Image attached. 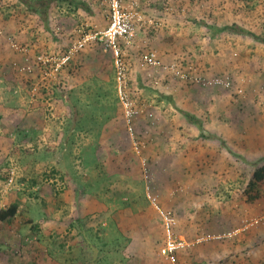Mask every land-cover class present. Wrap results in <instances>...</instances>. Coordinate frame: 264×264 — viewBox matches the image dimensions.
I'll list each match as a JSON object with an SVG mask.
<instances>
[{
    "label": "rangeland",
    "instance_id": "obj_1",
    "mask_svg": "<svg viewBox=\"0 0 264 264\" xmlns=\"http://www.w3.org/2000/svg\"><path fill=\"white\" fill-rule=\"evenodd\" d=\"M156 1L153 0L155 5ZM94 4L102 7L96 24L102 23L106 30L111 23L108 3L95 0ZM164 6L173 16L165 26L157 25V19H153V51H165L163 47L175 44L181 48L175 64L184 71H197L204 81L187 84L171 73L161 81L160 90L153 83V97L147 93L143 97L128 96L143 111L153 104V113L140 112L149 115L141 118L138 114L130 122L122 100L114 108L116 99L110 98V103L106 98L102 110L105 115L109 111L112 118L106 132L99 134L104 143L109 140L105 147L95 145L94 136H86V126H79L75 142H66V106L43 92L45 86L51 88L55 80L62 79L64 86L68 84L77 94V85L85 81L90 71L101 75L103 81L109 80L111 54L105 45L96 47L92 43L98 39L86 27V16L64 13L56 17L53 25L57 35L64 45L67 43L65 49L68 47L63 50L64 45L55 42L43 27L38 28V17L11 7L6 12L0 7V209L13 200L20 201L15 220L6 225L0 223V264H27L34 257L32 254L40 250L45 253L39 258L41 264H74L72 259L80 250V231L77 224L69 226L64 221L76 213L98 246L99 236H117V225L111 223L120 220V229L136 237L135 244L127 248L130 251L124 250L123 258L133 260L128 264H152L151 258L153 264H172L162 253L163 248L155 249L165 241L162 212L175 216L176 237L187 246L211 244L206 233L216 232L212 235L217 238L211 236L214 240L233 236L217 243L213 250L230 252L228 264H264V202L249 205L243 195L255 165L264 160V45L227 32L207 34V27L189 18L216 26L237 22L264 37V0H168ZM5 12L12 15L8 21L3 18ZM176 15L186 20L178 21ZM178 22L181 23L177 27ZM136 27H140L139 23ZM196 46L203 48L198 51ZM81 48L83 54L78 52ZM124 50V57H129ZM77 52L82 54L79 61ZM93 54L103 61L101 72L97 71ZM67 56L69 59L56 71V64ZM85 56L88 61L83 63ZM36 57L46 60L47 65L33 75ZM69 66L76 73L68 77ZM126 68V73L132 69L127 64ZM72 77L75 80L71 81ZM170 81L173 89L167 88ZM98 84H94V89L101 92L96 89ZM102 85L103 92L110 90L111 96L117 97L115 85ZM131 85L128 81L127 88ZM185 112L200 119L201 127L189 123ZM148 117H153L152 125ZM105 125L106 122L102 128ZM94 146H99L100 159H96ZM97 161L109 166V180L101 179L103 172L95 168ZM67 169L76 175L72 181L63 179ZM9 172L13 180L8 181L4 174ZM90 180L96 183L91 193L76 197L74 191ZM46 210L50 211L49 219L42 221ZM39 220L45 233L32 235V225ZM145 220L149 222L145 224L146 233H150L153 244L148 235H143L142 241L137 239L140 237L135 232L144 234L141 222ZM244 221H250V225L245 227ZM25 236L29 244L21 249ZM212 249L202 244L197 250L202 253ZM190 250L187 248L180 255L182 264H195ZM124 263L119 257L112 261Z\"/></svg>",
    "mask_w": 264,
    "mask_h": 264
},
{
    "label": "trees",
    "instance_id": "obj_2",
    "mask_svg": "<svg viewBox=\"0 0 264 264\" xmlns=\"http://www.w3.org/2000/svg\"><path fill=\"white\" fill-rule=\"evenodd\" d=\"M102 1L104 2V0H102ZM165 1H166V3L164 5H167L168 0H165ZM165 1H163V3ZM99 2L101 3V1H99ZM107 3H105V4H107L106 6H108V10H109V14H110L111 9H110V5H109L108 0H107ZM6 4H8L9 6H5ZM0 7H2V10L6 11V12H8V8L11 7V8H14L15 10L23 13V14H26V15L28 14V16L38 17L40 19V22H39L40 25H38V28L43 27L44 31H47L50 34V36L53 38V40L55 42H57L59 45H64V43L62 42L63 39H61V37L57 35V30L55 29V27L53 25L57 16H60V15L62 16L64 13H66L69 16L74 15V14L78 15L79 9L88 11V13H92L89 10L88 4L84 0H0ZM6 12H5V16L2 13L1 14L3 15L4 20L8 21L10 19V17H12V15H9ZM176 14H178V13H176ZM98 17H99V15H98ZM176 18L178 19V21L179 20L180 21L186 20L181 15H176ZM189 18L193 19L192 20L193 23L202 24L205 27H207V29H208L206 32L207 34H212L213 36H215V35H220L224 32H227V34L242 35V36L250 37L254 41H257L260 44L264 45V37L255 31H251L250 28L247 29L243 24H240L237 22H232V23H226L225 25H222V26H216V25L208 24L204 21H200L198 19L192 18V16H189ZM157 21L159 22V20H157ZM89 27H90L89 28L90 31L94 32L95 34L102 31V30L96 31L98 28L94 29V26H89ZM38 28H37V30H38ZM37 36H39V35H37ZM96 39H98V41L92 42V43L95 44L96 47H100V46L105 45L107 47V49H109V50H107V52L112 55V56L110 55V58H108L109 61H111V63H112V65L110 66L111 72H110V74L108 73L110 76L109 80L103 81V79H101L100 76L96 75V72L90 71L86 75L87 82L83 81L77 85V88H76L77 94H76V92H74L75 90L72 91V87H70L68 84H66L64 86V82L61 81L62 79L55 80L54 84L51 85V88H49L48 86H45V87L43 86L44 87L43 92L44 93L46 92L47 95L50 97L55 96L57 102L61 101V103L66 106L65 112H67V118L69 117L68 118V120H69L68 126H66L64 128V131H65V129H67V130L65 132H63L66 142H68V143H72L73 141L75 142L77 140L76 132H77L79 126L81 128L86 126L88 128L87 129L88 134L86 136H90L91 138H93V136H94L96 138L95 145H97V143H99V144H101V146L105 147V144H108L107 142H109V140H107V142L104 143V139L99 138V134H103L104 131L106 132V129H107L108 123H109V119H111L112 116L110 115V113H108L109 111L106 112V115L103 112L102 108L104 105V101L106 100V98H109V101L111 103L112 101L110 100V98L114 97L116 99L117 103L113 104L112 107L115 108L121 104V98H120V96H118V82L116 79L118 70H117V66H116L115 52L111 47H108L106 45L105 41H100L98 37ZM169 42H170V40H169ZM90 43H91V41H90ZM86 44L83 46V48L86 46ZM124 44L125 43H124L123 39L118 40V45L120 47L119 58L126 61V59L124 57V48L122 47V46H124ZM65 45L67 46V43H65ZM65 45L62 48L63 50L68 49V47H66V49H65ZM83 48L79 49L78 52L81 51L83 54V50H82ZM101 51H104V49L101 48ZM78 52H77V54H78ZM150 52H155L157 55V60L162 62V64L171 65L170 63L166 64L163 61V59L159 56L158 52L153 51L151 49H149V50L147 49V50L143 51L141 53L140 59L142 60L143 55L146 53H150ZM96 53L97 52H95L94 54H96ZM81 55L80 54L76 55L77 56L76 60L79 61V59H77V58L80 57ZM94 57L98 63L97 65L99 66L98 67L99 70H97V71L101 72L103 61L101 60V58H99L96 55H94ZM33 60L35 62V67L33 69L35 72V73H33V75H34L40 71V68H43V65H47V63H44L43 61L38 59V57L33 58ZM92 60H93V57L91 58V61ZM82 61H83V63H86L88 61L87 56L82 57ZM172 64H175V62ZM81 66H82V62H81ZM145 68H152L153 71H155V72H159L161 74L164 73L166 78H167L168 74H171L170 70H164L162 67L148 66ZM94 69L96 70V67ZM74 71L69 66L67 69V76L68 77L73 76L76 73ZM188 72L191 73L190 74L191 76H194V77L199 76V73L197 71L191 72L188 70ZM56 77H57V75H56ZM65 77H66V75H65ZM153 78L154 77H152L151 79H153ZM99 82L101 84H98ZM183 82H185L187 84H194L195 83V82H193V80H190V79H188V81L185 80ZM103 83L108 84V85H112V86L115 85L116 86V92H117L116 96L118 98L115 96H111V95H113V93H111L110 90H106L103 92L102 91L104 89L103 85H102ZM94 84L100 85L96 89L101 90V92L100 91L98 92L94 89ZM152 84H153V81H152ZM45 89H47V90H45ZM89 90L93 91V93H90ZM148 92L150 93V91H148ZM84 93L86 95H84ZM128 94H130V93H128ZM107 96H109V97H107ZM131 96L132 95H129V97H131ZM130 101L132 102L133 108H139V110H144L143 107L140 108L139 106H136L133 100L130 99ZM141 106H144V105H141ZM148 106H151V108L147 107V109L143 112H147L148 110H150V111L153 110L152 109L153 104L152 105L149 104ZM119 108H120V106L118 107V109ZM69 113H70V116H69ZM123 113H124V111H123ZM151 113H153V111ZM139 114H140L139 117H141V118L145 114L149 115L147 113H145V114L139 113ZM184 114L187 117V119L190 121L189 123L196 124L199 127H201L202 121L200 119H198L196 116L191 115L189 112H185ZM134 118H136V116ZM147 119H150L149 122L152 125L153 117L152 118L148 117ZM34 120L35 119H31V122H34ZM134 120L131 121V124L134 123ZM105 122H106V125L104 126V128H102V126L104 125ZM141 138L142 137H138L137 139L140 141V140H142ZM139 143H141L143 145L144 142L141 141ZM140 148L143 152V146L140 145ZM98 149H99V146L98 147H95V146L92 147L94 154L96 153V159H100V157H98V153H97ZM103 149H105V148H103ZM93 152H91V154ZM139 166H141V165H139ZM95 168H100V173L103 172V175L101 177V179L103 181H107V180H109V178H111L110 176H112V175H110L108 173L109 172L108 171L109 166L107 165V163L105 164L104 162L97 161ZM145 170H146V168L144 169V171ZM4 175H5L4 177H6V180H8V181L10 178H13V176L10 174V172L6 173ZM89 175H90V177H92L91 172ZM75 177H76L75 173L69 169H67L66 174L63 175V179L64 180L67 179L69 181H72ZM94 184H96V183L93 182L92 180H90V182H88L87 184H81V187H79V191H77V190L74 191V188H73V191L75 192L76 197L77 196H79V197L83 196L84 197V196H87L88 194H90L91 193V187ZM243 195L245 197V203H247L249 205L259 203L260 200H263V202H264V160L259 161V163H257V165H255V167L252 171V174L250 175L248 182H247L245 188L243 189ZM73 199L75 202L76 201L75 197H73ZM125 203L128 206L131 205L130 202H125ZM76 206H77V204H76ZM80 207H81V205L79 206V209H80ZM19 212H20V201L13 200L5 208L0 209V223L6 225L8 223L13 222L15 220V218L18 216ZM45 214L47 216H46V218L42 219V221H47L49 219L50 211L46 210ZM170 215L175 218V216L172 213ZM80 218L81 217L79 215H77V213H76L75 216L71 217L69 220L64 221L69 226L70 225L74 226L77 224V227L80 231L79 236L81 239L77 242V243L80 242L79 243L80 250L78 252H76V253H79L77 258L75 257L72 259V262L74 264H112V261H114L118 257L122 261L125 262L124 264L132 263L133 260H131V261L126 260L123 257H125L124 250L127 251L128 250L127 248L129 246L132 247L135 244L134 243L135 239H134L133 235L132 236L130 235L131 233H128L125 230L120 229L119 224H118V223H120V220L118 223L116 221L115 222L112 221V223H111L112 225H117V227L114 228L115 232L118 233L117 236H115L114 238H109V239L104 238L103 235L99 236V241H101V242L98 246L97 243L93 242L89 238L85 223H84L83 219L81 220ZM162 220H163V229L165 232L166 227H165L164 219L162 218ZM31 221H32L31 219H28V222H31ZM42 221L39 220V222H36L35 224L32 225V231H31L32 235H36V234L38 235L41 232L45 233L43 231V228H42ZM176 225L177 224H175L173 226L174 233H177L176 229H175ZM99 230H101V231L104 230V227L101 225L99 227ZM146 232H147V230H144V233H146ZM213 233H216V232H213ZM213 233L212 232L206 233L207 236L210 237L209 240L211 241L210 242L211 244H209V242H203L202 243V244H204V247L206 245L212 246L213 247L212 250L203 251L202 253H200V252H198L197 249L201 248L202 244H198L195 248H191L193 246L190 247V245L187 246L188 245L187 244L177 252L178 263L182 264L180 262L181 261L180 255L182 253L186 252L184 250L188 248V250L191 249L189 251V254H191L190 258L196 260L194 262L195 264H207L209 262H210L209 264H228L230 261V257H229L230 252L228 254H225V253L221 254L222 252L213 251V250L218 245L217 243L222 244L224 242H227L225 240L230 239L233 236L230 238L221 236L220 238H218V240H214L215 238L214 239L211 238V236H215V235H212ZM146 234L151 238V240H152L151 243L153 244V238L150 236V233H146ZM27 239L28 238H26V236L22 238L21 249H23L24 244H26V245L29 244ZM165 241H166V235H165ZM165 241L163 242L161 247L155 246V249L156 250L158 249L159 251H161V248H163L166 244ZM129 251H130V249H129ZM129 251H127L126 253H128ZM121 253L123 254V256H121L122 255ZM132 253H135V252H132ZM32 255H34V257L32 259H30L27 262V264H41V260L39 258H41V256L45 255V253L43 250H40L38 252H34V254H32ZM128 257L133 258L132 255H129ZM201 260H203V261H201Z\"/></svg>",
    "mask_w": 264,
    "mask_h": 264
},
{
    "label": "crops",
    "instance_id": "obj_3",
    "mask_svg": "<svg viewBox=\"0 0 264 264\" xmlns=\"http://www.w3.org/2000/svg\"><path fill=\"white\" fill-rule=\"evenodd\" d=\"M84 1L88 4L89 10L92 12V13H88V11H85L82 9L78 10L79 15L86 16V19H87L86 27H89L91 25L92 26L95 25L94 27L99 29L96 31H100V30L103 31V29H104L103 24L101 23L100 25H97L96 21H95L96 19L99 18L98 15H100L102 7L99 8V5L94 4L95 0H84ZM97 1H101V4L107 3V0H104L105 3L102 0H97ZM133 1L137 4V6H138L137 9L140 7L138 10L140 12L142 20L139 23L140 27L138 29H136V34L133 37V39L131 41H129L128 43L125 40H123L125 43L123 48L126 49V56H127V54L129 55V57L125 58L126 59L125 64H127L128 66L130 65L132 67L131 70L128 68L129 73H126V76H127V74L130 75L129 77L126 78V83L128 85V81H130L132 85L130 86V88L126 87L125 92L127 94L130 93V94H128V96L129 95H137L139 97H143L147 93L150 95V97H153L152 81L155 85H158L156 88L159 89V88H161V81L164 80L166 78V76H164L163 74H161L159 72H153L152 68H145V67L141 66V63H140L141 57L140 56H141V53L147 49L153 50V19L160 20V22L156 21L157 25L160 24L159 26H165L166 24H168V20H171L170 17H172L173 15H171L172 13H170L160 1L154 0L157 2L156 5L153 3V0H133ZM128 4H130V2H128ZM180 23L181 22H178L176 24V26L178 27ZM253 26L254 25L252 24L251 28H253ZM245 27L247 29H249L248 25ZM77 28H79V26ZM180 29L182 30V28H180ZM180 29H178V30L180 31ZM251 31H255V30L251 29ZM247 38L250 39V37H247ZM252 40H250V41L252 42ZM251 42H249V43H251ZM250 45L253 46V43ZM202 48L203 47H200V46L197 47L196 46V49L198 51ZM162 49L165 51H160V52L158 51V54L166 64L174 63L175 60H177L176 57L179 54H181L180 53L181 48L175 46V44L173 46L170 45V46H167L165 48L163 47ZM204 49H205V47H204ZM192 53L194 54L196 52H192ZM124 54H125V50H124ZM251 64L254 65V61H252ZM100 74H102V73H100ZM97 76H101V75H97ZM152 77H154V78L151 79ZM167 78H169V77H167ZM101 79H102V76H101ZM72 80H75V78L72 77L71 81ZM85 81L87 82V77L85 78ZM81 82H83V81H81ZM170 83L171 84H167V88L171 87V89H173L174 84L172 81H170ZM148 91H150V93ZM185 91L189 92L190 90H185ZM118 92H119V85H118ZM259 93L260 92H258V94ZM247 95H248L247 99L249 100L251 97V94L249 93ZM262 98L264 99V96H262ZM150 105H152V104L150 103ZM246 141H247L246 145L248 148V146L250 144L248 142L249 139H247ZM149 142L151 144L152 141H149ZM149 142H147V143H149ZM262 145L264 146V140H263ZM261 154H264V151H262ZM258 157H256V158H258ZM261 157H264V155H261ZM115 221L119 222V220H116V219H115ZM141 223H142L141 225H142L143 230L142 229H140V230H142L144 233V230H147L145 224H149V222H148V220H145ZM135 233L139 234L138 237H140V238H137V239H139L140 241H142L141 238H143V235L147 236V234H145V233L144 234L137 233V232H135ZM130 235L134 236V234H130ZM134 238H136V237L134 236ZM149 239L151 240V238H149ZM262 256L264 257V253ZM151 260L152 261L150 263L153 264V258H151ZM201 261H203V260H201Z\"/></svg>",
    "mask_w": 264,
    "mask_h": 264
},
{
    "label": "built area",
    "instance_id": "obj_4",
    "mask_svg": "<svg viewBox=\"0 0 264 264\" xmlns=\"http://www.w3.org/2000/svg\"><path fill=\"white\" fill-rule=\"evenodd\" d=\"M110 5V16L111 23L108 28L104 31L96 33L95 38H99L106 42L108 47H111L116 55V66L118 69L117 72V80L119 85V94L124 104V107L127 106L126 115L128 121L132 120L136 115H138L143 110H137L132 107V102L129 100L125 89L127 87L126 83V64L125 62L119 58L120 47L118 45V40L123 39L127 43L133 39L136 34L137 24L140 23L141 15L139 10L137 9V4L133 0H108ZM127 2V3H126ZM130 2V4H128ZM92 38V39H93ZM82 46V43L79 44V47ZM69 59V56L63 58L59 63L56 64L55 70L58 71L62 64H64ZM44 63L46 60L41 59ZM141 66H157L162 67L164 70H170V72L185 81L188 79L193 80L195 83H201L204 79L200 76H191L190 72L184 71L179 65L171 64L164 65L162 62L157 60V55L155 52L146 53L143 55L141 60ZM30 69L29 67L27 68ZM192 69V68H191ZM190 71V70H189ZM193 72V71H191ZM215 82H219L216 80ZM13 180V178H11ZM170 212H162V216L164 219L165 227H166V244L162 249V253L165 257L173 264H179L177 259V252L182 249L186 242L178 240L174 231L173 226L176 224V220L173 216L170 215ZM250 222V221H249ZM248 221H244L245 227H247ZM250 225V223H249ZM221 237V236H219ZM214 238H217L215 236Z\"/></svg>",
    "mask_w": 264,
    "mask_h": 264
}]
</instances>
